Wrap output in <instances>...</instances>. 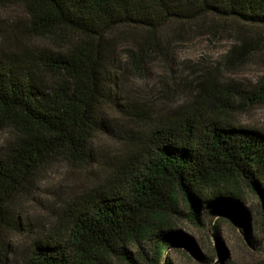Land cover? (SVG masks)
<instances>
[{
  "label": "trees",
  "instance_id": "trees-1",
  "mask_svg": "<svg viewBox=\"0 0 264 264\" xmlns=\"http://www.w3.org/2000/svg\"><path fill=\"white\" fill-rule=\"evenodd\" d=\"M1 1L22 5L27 21L14 38L0 27V131L11 134L0 148V242L10 228L31 227L14 219L9 203L40 170L59 158L97 162L93 140L110 131L105 110L112 108L140 135L117 167L56 211L24 264H173L170 248L215 264L211 234L198 250L178 225L187 220L207 230L214 215L240 224L256 243L246 193L260 201L264 224V130L239 125L233 115L264 104V80L247 96L191 73L192 92L179 94L175 106L146 110L119 93L111 34L141 29L147 39L128 56L135 66L149 64L169 25H199L212 16L264 28V0ZM35 38L57 43L37 47ZM245 46L234 45L230 57Z\"/></svg>",
  "mask_w": 264,
  "mask_h": 264
},
{
  "label": "rangeland",
  "instance_id": "rangeland-1",
  "mask_svg": "<svg viewBox=\"0 0 264 264\" xmlns=\"http://www.w3.org/2000/svg\"><path fill=\"white\" fill-rule=\"evenodd\" d=\"M26 21L22 5L0 0V27L12 38L23 30ZM166 31L170 34H166L149 64L139 66L130 60L128 49L137 53L139 44L147 39L146 34L138 28H119L111 34L118 55V69L113 75L119 93L129 101L142 103L146 110V106H151L165 113L175 106L179 94L192 92L191 78H188L191 73L203 72L206 77L215 79L221 89H239L247 96L264 80V28L207 16L199 25H169ZM56 43L48 38H35L31 45L53 47ZM234 45L246 46L242 53L238 51L230 57ZM105 114L110 131L98 134L93 140L97 162L84 165L64 158L53 160L10 201L14 219L31 227H26L24 232L7 230L0 242V264H24L34 242L50 230L56 211L96 185L106 169L117 167L122 152L136 141L141 128L125 113L106 108ZM233 117L239 125L264 130V104L237 110ZM10 137L9 131H0V148ZM246 198V209L252 212L257 223L250 232L257 244L249 242L240 224L223 215L208 218L207 230H200L187 220H178V225L198 250L203 251L208 246L206 234H211L218 248L215 264H264L261 203L249 192ZM216 229H220L218 239L214 236ZM168 253L173 264H199L176 248H170Z\"/></svg>",
  "mask_w": 264,
  "mask_h": 264
},
{
  "label": "water",
  "instance_id": "water-1",
  "mask_svg": "<svg viewBox=\"0 0 264 264\" xmlns=\"http://www.w3.org/2000/svg\"><path fill=\"white\" fill-rule=\"evenodd\" d=\"M224 218L228 219V217H227V216H224Z\"/></svg>",
  "mask_w": 264,
  "mask_h": 264
}]
</instances>
